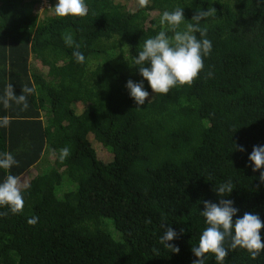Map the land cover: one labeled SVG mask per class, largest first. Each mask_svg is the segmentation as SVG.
I'll return each mask as SVG.
<instances>
[{
    "label": "trees",
    "instance_id": "obj_1",
    "mask_svg": "<svg viewBox=\"0 0 264 264\" xmlns=\"http://www.w3.org/2000/svg\"><path fill=\"white\" fill-rule=\"evenodd\" d=\"M41 1L0 0V97L9 84L17 96L35 87L27 109L0 102V118L10 121L0 127V153L18 161L0 168V183L31 171L20 187L23 212L0 206V264H193L208 227L203 201L219 203L215 189L228 181L234 189L223 199L239 209L233 219L250 212L264 221V168L254 172L249 160L264 146V0H149L143 8L138 0H85L83 17H58V0H49L38 18ZM178 8L185 19L175 31L196 26L197 11L216 9L198 22L206 37L192 33L213 47L190 86L156 94L134 60L145 40L174 36L161 17ZM31 57L48 78L31 71ZM129 79L149 92L144 105L131 97ZM162 225L179 234L169 241L179 253L160 243ZM230 243L224 264H264V251L252 259ZM204 264H217L215 254Z\"/></svg>",
    "mask_w": 264,
    "mask_h": 264
},
{
    "label": "clouds",
    "instance_id": "obj_2",
    "mask_svg": "<svg viewBox=\"0 0 264 264\" xmlns=\"http://www.w3.org/2000/svg\"><path fill=\"white\" fill-rule=\"evenodd\" d=\"M49 1V0H48ZM50 2V1H49ZM149 0H138L140 7H146ZM135 5L130 6L135 9ZM216 13L215 8H209L207 11L199 10L193 16L197 25L189 24L186 31H175L176 28L184 21V12L182 8L175 11H165L161 17V23H167L174 31V36L170 39L166 32L161 31L153 38L144 41L142 49L138 52L134 60L135 66H138L139 73L145 78L152 91L156 94H167L169 90L177 85H191L204 69V57L211 54L212 42L207 39H197L192 34L199 32L201 37H206L207 30L201 29L198 22L201 19L212 16ZM55 14L58 17L74 16L83 17L88 14V6L85 0H58L55 5ZM65 43L73 47L72 37L65 36ZM80 45H75L73 56L77 63H84L85 56L79 51ZM150 63V67L145 66ZM210 75V73H209ZM126 87L130 90V95L138 105H144L149 97V92L145 90L143 82H134L129 79ZM35 92V87H22V94L16 95L13 85H7L5 94L0 97V102L4 107H9L10 101L17 104H23V108H28L27 95ZM10 121L7 117L0 118V127H7ZM241 151H244L242 147ZM70 155L69 148L65 147L60 150V160L63 162ZM46 156V154H45ZM249 160L254 162L253 171L264 168V146L256 145L249 155ZM18 165V161L11 153H0V168L10 169ZM28 170L24 173L26 174ZM23 174V175H24ZM31 177V176H30ZM14 175H8L0 183V206H8L13 214H19L24 209V199L20 188V182ZM259 179L264 183V172L260 173ZM234 189L231 181L220 184L215 191L222 198L219 203L203 201L205 208L201 215L205 217L208 227L203 231L198 246H193L192 251L198 259L193 264H204V257L207 253L215 254L217 264H224L228 255V250L224 247L226 238L231 239L230 248H245L251 255L252 259L259 256L264 251V238L261 231L264 229V221L259 214L245 212L237 219L239 209L233 206V201L223 199L225 194L229 195ZM38 217H32L28 220L30 225H35ZM150 223V221H148ZM165 228L163 235L160 237V243L167 248H172L173 252L179 253L178 246L169 243L178 237V233L171 226L162 225ZM185 229L181 228L182 234Z\"/></svg>",
    "mask_w": 264,
    "mask_h": 264
},
{
    "label": "rangeland",
    "instance_id": "obj_3",
    "mask_svg": "<svg viewBox=\"0 0 264 264\" xmlns=\"http://www.w3.org/2000/svg\"><path fill=\"white\" fill-rule=\"evenodd\" d=\"M138 2V1H137ZM136 6V5H135ZM51 7L50 2L48 0H42L41 4L38 6V18L42 17V14L46 9H49ZM40 16V17H39ZM31 71L38 73L42 76H45L48 78V68L44 67L36 58L31 57ZM47 156L49 154L46 153ZM31 171L27 172L26 174L22 175L18 180L20 182V187L23 186L25 182H27L30 179Z\"/></svg>",
    "mask_w": 264,
    "mask_h": 264
}]
</instances>
